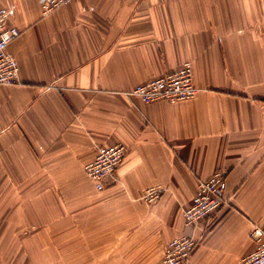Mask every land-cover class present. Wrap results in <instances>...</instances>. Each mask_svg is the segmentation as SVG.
I'll return each instance as SVG.
<instances>
[{
    "label": "crops",
    "instance_id": "1",
    "mask_svg": "<svg viewBox=\"0 0 264 264\" xmlns=\"http://www.w3.org/2000/svg\"><path fill=\"white\" fill-rule=\"evenodd\" d=\"M2 6L20 34L19 83L0 85V264H159L219 168L228 202L193 231L187 264H240L264 229V0ZM186 61L194 98L126 94ZM117 143V180L97 190L85 165ZM155 185L161 197L142 200Z\"/></svg>",
    "mask_w": 264,
    "mask_h": 264
},
{
    "label": "built area",
    "instance_id": "2",
    "mask_svg": "<svg viewBox=\"0 0 264 264\" xmlns=\"http://www.w3.org/2000/svg\"><path fill=\"white\" fill-rule=\"evenodd\" d=\"M73 0H41V11L48 15L59 6ZM14 10L11 6L0 7V85L19 83V63L9 49V44L19 34V28L10 22ZM194 83L192 63L184 62L179 68L148 82L137 84L126 94L139 98L145 103L165 100L171 103L194 98L199 92ZM127 154L122 143L100 145L95 158L85 165L87 176L94 182L97 190H102L109 181L117 180L116 171ZM226 171L216 169L208 178L199 179L192 202L182 209L184 225L192 231L170 239L164 249L159 264H187L197 240L193 231L199 223L227 204L223 196ZM162 186L147 187L141 199L155 202L163 194ZM254 248L246 254L240 264H264V229L255 225L251 231Z\"/></svg>",
    "mask_w": 264,
    "mask_h": 264
}]
</instances>
